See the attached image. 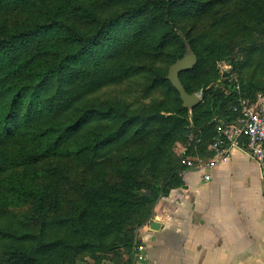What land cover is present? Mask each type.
<instances>
[{
  "label": "trees",
  "instance_id": "obj_1",
  "mask_svg": "<svg viewBox=\"0 0 264 264\" xmlns=\"http://www.w3.org/2000/svg\"><path fill=\"white\" fill-rule=\"evenodd\" d=\"M24 1L0 0V12L20 7ZM60 1L51 0L46 16L39 20H28L12 27L0 26V172L3 173L0 176V264H72L79 253L109 249L114 245L116 235L125 229L130 197L141 188L136 181L126 179L124 186H100L103 189L87 184L83 195L72 207L59 212L57 195L42 193L37 170L53 157L79 159L84 154H91L94 159H101L114 148L125 149L151 124L155 126L152 133L157 137L174 138L183 130L187 110L180 108L179 93L169 82L167 93L172 97L166 106L157 102L152 104L151 110H134L116 104L70 115L82 98L81 90L88 83L86 79L92 74L119 76L124 67V54L131 51V43L145 36L144 28L155 33L166 27L176 33L180 47H175V54L170 53L169 65L183 57L187 44L195 54L196 66L178 75L188 94L193 91L183 78L186 74L196 70L199 73L210 61L225 60L231 65L236 62L232 48L223 46L221 37L214 38L222 20L212 23L210 41L205 34L207 45L201 44L200 36L198 39L187 38L175 26L172 16L176 6L186 11L189 6L205 11L213 0H115L122 3L124 12L103 19L95 17L91 8H85L78 0ZM64 10L87 18L91 27L80 31L65 25L59 16ZM234 17L232 12L225 22ZM129 20L131 24L126 28ZM125 31L128 38L122 41ZM158 42L160 49L164 35ZM257 50L250 48L248 57L240 62L242 70L252 69L250 79L255 77V80L249 84L241 82L239 90L232 88L224 92L223 89L230 85L226 80L222 81L225 86H214L216 76L199 82L198 87L205 91L201 102L191 110L193 114L201 113L194 119L198 138L201 134L210 137L218 120L231 121L224 114L231 106L240 100L253 103L256 93L264 90V65L259 67L260 60L254 58ZM260 51L264 56V50ZM42 52V59L33 62L32 53L39 56ZM259 68L262 71L257 75ZM78 71H81L80 75ZM207 86L210 87L206 89ZM80 104L84 106L82 102ZM93 126H99V129L96 138L89 139L87 129ZM49 165L41 174L55 176L59 186V164ZM174 165L163 177L160 173L150 175L152 179L165 180L164 185L148 182L143 188L151 194L144 196L143 193L141 200L149 203L151 209L159 197L181 183L177 174L181 166L178 162ZM28 166H33L32 173ZM10 193L29 203L27 215L7 210L3 198Z\"/></svg>",
  "mask_w": 264,
  "mask_h": 264
},
{
  "label": "rangeland",
  "instance_id": "obj_2",
  "mask_svg": "<svg viewBox=\"0 0 264 264\" xmlns=\"http://www.w3.org/2000/svg\"><path fill=\"white\" fill-rule=\"evenodd\" d=\"M78 1L85 8L90 7L92 14L100 19L118 15L125 10L122 3L115 0ZM200 1L208 2V0ZM50 2L51 0H25L20 7L0 12V26L7 24V26L12 27L28 20L29 22L39 20L46 16ZM59 2L61 1L59 0ZM188 8V11L181 10L178 6L173 9L172 17L176 28L181 29L187 38L198 39L197 37L200 36V39H202H199L201 44L207 45L209 42H204L205 34H207V39L210 41L212 39V23L222 20L216 28L214 38L221 37L220 42L223 46L232 48L236 60L233 65L225 62V60L210 61L199 73L196 70L190 75L189 73L186 74L183 78L192 88V94H199L201 102L205 88H199L198 85L203 78L209 76H216L217 80L213 85L219 88L220 84L223 85L222 81L224 80L228 82L227 85L230 84L225 89L222 88L224 92H228L232 88L233 90H239L241 82L249 84L255 80V77L250 79L252 69L242 70L240 62L248 57L250 48L256 47L258 50L255 52L254 58L260 60L259 67L264 65V56L260 51L264 50V0H252V2L251 0H213L205 11H198L193 6ZM232 12H234L235 17L233 19L229 18V21L225 22ZM83 14L85 15V13ZM59 16H61L60 18L63 19L65 25L74 28V30L85 31L91 27L89 25L91 22H88L87 18L85 19L77 13L64 10ZM130 24L131 20L127 21L126 28ZM143 32H145V36H142L141 40L131 43V51L125 52L124 67L119 71L118 77L111 76V74L108 77L92 74L89 79H86L88 83L81 90L83 92L82 98L77 101L78 103L72 112L73 114H70L71 116L80 110L102 109L116 104H121L122 108L127 106L134 110H151L152 104H157V102H163L165 106L169 104V97L171 98L172 95L169 96L167 93L168 82L171 84L167 79V69L170 66L168 58L170 55L175 54L177 47H180L179 41L176 33L166 27H162L159 32L155 33H150L149 29L144 28ZM161 35H164V44L159 49L157 43H159L158 39ZM127 38L128 33L125 31V35L122 36L121 40L124 41ZM42 45L44 43L39 46ZM189 50L192 52L187 44L183 57L187 55ZM40 55L39 57L32 53L33 62L37 58L42 59L44 52ZM193 55L196 59L194 53ZM75 67L78 68L79 66L75 65ZM86 67H88V64ZM193 68L182 72L190 71ZM261 71L259 68L257 75H260ZM78 72L80 75L81 71ZM262 73V79L264 80V68ZM104 78L108 79L105 80ZM209 87L207 86L206 89ZM174 90L177 92L175 88ZM180 108L187 110V114L183 130L174 138L168 139L166 135L165 137L155 136L152 133L155 126L151 124L146 132L134 138L125 149L117 150L114 148L110 151V154L101 159H94L91 154H84L79 159H73L69 156L53 157L46 160V166L37 170V173L40 172L38 178L41 182L40 188L43 189L42 193L57 195L59 212L69 210L74 202L83 195L87 184L103 189L100 186H104V188L107 186L121 187L125 185L126 179H132L141 186L137 191L138 193L130 197V204L127 207V224L125 229L116 235L114 245L106 250L90 249L79 253L72 264H134L133 247L137 240V233L142 225H145L148 221L152 212L151 205L141 200L144 193L143 188L148 182L164 185L165 180L162 178L152 179L150 175L160 173V176L163 177L169 168L175 166L174 164H177V162L179 166H182L185 154L198 138L194 119L200 112L193 114L192 109L183 106L182 100ZM105 123L104 121L103 125ZM96 127L93 126V128L89 127L87 129V138L88 136L89 139L96 138L99 126ZM48 163L54 166L59 164V186L56 185L55 176L41 174L44 168L50 167ZM27 169L32 173L33 166H28ZM0 176H3V173L0 172ZM3 199V204L7 210H13L16 213H21V215L29 213V203L15 196V193H10ZM148 210L150 211L149 216L145 218Z\"/></svg>",
  "mask_w": 264,
  "mask_h": 264
},
{
  "label": "crops",
  "instance_id": "obj_3",
  "mask_svg": "<svg viewBox=\"0 0 264 264\" xmlns=\"http://www.w3.org/2000/svg\"><path fill=\"white\" fill-rule=\"evenodd\" d=\"M244 102L254 103L240 100L224 113L232 120L216 125L240 119ZM214 131L193 143L177 173L181 183L158 198L139 229L143 264H264V166L237 147L226 162L198 168L213 157Z\"/></svg>",
  "mask_w": 264,
  "mask_h": 264
},
{
  "label": "built area",
  "instance_id": "obj_4",
  "mask_svg": "<svg viewBox=\"0 0 264 264\" xmlns=\"http://www.w3.org/2000/svg\"><path fill=\"white\" fill-rule=\"evenodd\" d=\"M196 96L200 97L199 94ZM215 129L216 138L211 146L213 157L199 164L198 168H212L226 162L231 149L237 147L245 149L253 160L264 166V92L256 93L253 104H244L240 119L228 124L219 123ZM204 179L209 180L210 176L204 175ZM144 260V246L136 240L133 247V262L143 264Z\"/></svg>",
  "mask_w": 264,
  "mask_h": 264
},
{
  "label": "water",
  "instance_id": "obj_5",
  "mask_svg": "<svg viewBox=\"0 0 264 264\" xmlns=\"http://www.w3.org/2000/svg\"><path fill=\"white\" fill-rule=\"evenodd\" d=\"M196 64V59L193 53L189 50L187 55L182 59L177 60L175 63L169 66L167 79L171 82L172 86L178 91L181 100L183 101V106L189 109L195 107L200 99L194 94H188L183 85L179 80V73L182 71L189 70L194 67ZM150 191H145L144 196H149ZM151 229L156 230L159 227V224L152 222L150 225Z\"/></svg>",
  "mask_w": 264,
  "mask_h": 264
}]
</instances>
